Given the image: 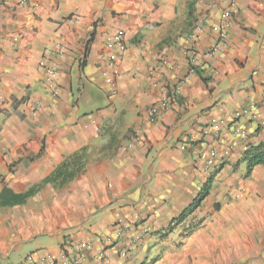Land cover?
Returning a JSON list of instances; mask_svg holds the SVG:
<instances>
[{
	"label": "crops",
	"instance_id": "obj_1",
	"mask_svg": "<svg viewBox=\"0 0 264 264\" xmlns=\"http://www.w3.org/2000/svg\"><path fill=\"white\" fill-rule=\"evenodd\" d=\"M20 1L0 0V191L24 193L83 149L85 164L63 188L0 206V264H61L77 243L89 247L77 264H264V164L246 176L242 161L264 143V0ZM221 26L222 51L190 72L184 51L206 53ZM117 31L126 51L109 84ZM173 87L177 104L149 123Z\"/></svg>",
	"mask_w": 264,
	"mask_h": 264
},
{
	"label": "built area",
	"instance_id": "obj_2",
	"mask_svg": "<svg viewBox=\"0 0 264 264\" xmlns=\"http://www.w3.org/2000/svg\"><path fill=\"white\" fill-rule=\"evenodd\" d=\"M28 0H21L20 4L23 5L27 2ZM235 6L233 3H231L227 9L221 12V15L224 19L231 20L233 15H235ZM199 28H197V31ZM226 40V29L225 27L221 26L218 28V34H217V39L214 41V43L209 47L206 53L203 55H198L197 53H194L192 49H186L183 53V56L186 60L187 65L190 68V72L194 71V67L196 66L197 61L200 59V57H205V58H212L216 54L220 53L222 51L224 42ZM109 48L110 53L108 55L103 56V59H105L106 63V68L105 71L103 72V76L106 79V82L111 84L112 83V78L114 75V70H115V54L113 52H117L119 54L123 53L126 51V41H125V35L122 31H117L111 38V42L107 46ZM162 66L166 69L171 71L172 66H170L166 61H161ZM46 75H47V84L50 86H53V82L56 78V71L54 70V67H49L46 69ZM166 88V87H165ZM58 91L57 88H55V91L53 93H56ZM163 92L165 93V98L160 100V103L158 107H151L148 110V120L149 123H155L156 118L158 116V109H168L171 106H174L177 104V90L175 87H173L170 92H168L167 89H163ZM32 114H35L37 112V105H34L33 108L31 109ZM218 126V125H217ZM235 134H239L240 136L244 137V133L241 132H234ZM132 142H137L140 141V136L139 133L133 132L130 141ZM145 233V231H144ZM134 241H138L140 239L139 235H135ZM88 246L86 244L82 243H77L74 244L72 247L71 252L73 255L71 258L65 257V255H62L61 259V264H77L81 259H82V253L86 250H88ZM101 263L104 262V256L103 254H99V258ZM26 262H30L31 258L26 257L25 258ZM55 260L50 259V264H55Z\"/></svg>",
	"mask_w": 264,
	"mask_h": 264
},
{
	"label": "trees",
	"instance_id": "obj_3",
	"mask_svg": "<svg viewBox=\"0 0 264 264\" xmlns=\"http://www.w3.org/2000/svg\"><path fill=\"white\" fill-rule=\"evenodd\" d=\"M242 161L246 163V176L251 173L254 167L263 165L264 143L255 147H249L248 150L244 153ZM84 164L85 153L83 149L66 157L48 177L43 179L40 183L32 186L24 193L16 194L12 190L4 187L0 191V206L13 207L22 205L27 199L33 197L45 185H51L55 188H63L67 183L72 181L77 176V174L83 168ZM217 172L218 171L207 178L196 198L193 200L190 206L186 208L185 211H183V213H181L176 219L171 222L168 229L166 230V233L171 232L175 225L183 223L200 206L201 202L208 195L211 184L213 182V178ZM198 227L199 223L189 225L183 231V234H185L186 236L192 233Z\"/></svg>",
	"mask_w": 264,
	"mask_h": 264
},
{
	"label": "rangeland",
	"instance_id": "obj_4",
	"mask_svg": "<svg viewBox=\"0 0 264 264\" xmlns=\"http://www.w3.org/2000/svg\"><path fill=\"white\" fill-rule=\"evenodd\" d=\"M131 135H132V132L130 131L129 133H128V135H127V141L129 142L130 141V137H131ZM99 153V152H98ZM93 156H96V152L95 151H92V152H90V158L91 157H93ZM41 201V200H40ZM37 202L36 201V204H35V207H37L39 204H41L43 201H46V200H42L41 202ZM47 201H49V202H53V198L51 197V199L50 200H47ZM53 214L54 213H50V215L53 217ZM35 217H37V216H35Z\"/></svg>",
	"mask_w": 264,
	"mask_h": 264
}]
</instances>
